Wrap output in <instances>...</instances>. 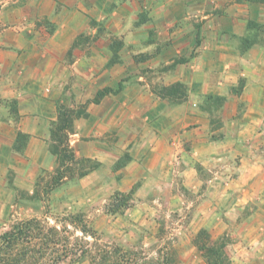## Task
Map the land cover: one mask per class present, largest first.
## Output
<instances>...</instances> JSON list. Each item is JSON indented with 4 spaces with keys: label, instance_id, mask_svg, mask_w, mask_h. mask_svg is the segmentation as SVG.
Segmentation results:
<instances>
[{
    "label": "rangeland",
    "instance_id": "374dc122",
    "mask_svg": "<svg viewBox=\"0 0 264 264\" xmlns=\"http://www.w3.org/2000/svg\"><path fill=\"white\" fill-rule=\"evenodd\" d=\"M140 1L142 9L134 19L120 24L124 26L120 31L117 20H112L116 23L111 22L108 27L112 11L109 17L100 20L88 14L84 26L91 31L79 35L74 43L91 46L105 39L109 45L105 70L114 72L112 76L115 78L119 69H125L127 73L119 82L111 81L99 89L93 98L81 104L67 106L58 103V116L52 124L49 150L52 144L56 145L52 132L62 125L61 114L64 110L73 115L75 132V121L87 118L89 105H99L106 97L114 100L118 92L140 85H146L170 108L191 102L190 108L197 109L208 119L206 134L198 144L212 143V146H189L186 143L187 162L192 174L174 172L163 174L161 179H151V174H117L131 161V147L120 151L117 162L108 172L109 176L100 182L87 181L85 177L97 171L101 164L93 159L75 156L76 163H66L68 178L49 190V184L59 168L58 161L53 174L38 176L32 194L17 188L14 190V207L0 219V235L19 220L38 218L49 226L59 224L61 227L64 218L82 215L94 237L84 238L79 230L70 227L75 236L81 238L82 248L89 251V256L75 264H93V256L97 259L94 264H97L100 253L107 255L105 264H206L202 253L193 243L202 230L209 234L211 243H226V252L232 264H264V134L242 133L244 126L231 127L227 124L234 116L239 124L243 121L246 113L244 105L239 104L236 114L230 116L228 109H225L228 97L199 93L201 84L198 87L196 82L166 83V76H171L167 74L177 71L178 67L189 66L199 54L198 49L204 38L201 33L203 22L197 15L186 19L179 17L173 25H166V31L174 33L172 37L161 40L159 28L148 10L149 0ZM235 2L264 5V0ZM11 3L12 0L0 1V36L6 30L10 31L11 27L21 26L25 33L23 41L31 39L28 28L41 27V20L34 19L28 8L6 13ZM114 7H117L115 2L111 10ZM182 30L184 33H181ZM192 34V50L186 53L179 51L184 45L177 46L178 50L173 49L176 41L185 40ZM15 38V35L9 38L14 42L11 46L20 42H16ZM231 40L237 44L239 55L243 56L253 45L264 41V25L249 22L246 32L242 36L233 35ZM188 41L191 42V39ZM160 56H167L169 62L151 66L150 61ZM193 66L190 68H195ZM203 69L200 65L197 72ZM209 69L208 77L215 72L213 68ZM209 69L206 68L207 71ZM183 71L185 73V68ZM236 78L235 85L229 87V95H240L243 91L245 77L238 74ZM199 79L204 81L205 77ZM215 84L217 82L213 80L210 86ZM14 104L11 102L12 106ZM137 116L136 121L140 126L142 113L138 112ZM194 128L190 126L187 130ZM72 134L68 135L66 142L73 151L70 143ZM26 140L27 136L20 134L17 148L21 149ZM199 152L205 155L201 156ZM82 172L86 174L80 175Z\"/></svg>",
    "mask_w": 264,
    "mask_h": 264
},
{
    "label": "crops",
    "instance_id": "0c3cea01",
    "mask_svg": "<svg viewBox=\"0 0 264 264\" xmlns=\"http://www.w3.org/2000/svg\"><path fill=\"white\" fill-rule=\"evenodd\" d=\"M114 2L117 7L111 10ZM142 5L140 0H12L5 10L15 13L28 8L34 19L41 20V27H29L32 37L26 41L21 26L11 27L0 36V43L4 41L0 46V219L14 207L16 188L32 194L38 176L53 174L58 167L57 156L49 150L52 124L58 116L57 104H81L111 81L119 82L127 73L119 69L115 78L114 72L105 70L109 48L105 39L91 46L74 43L79 35L91 31L84 26L88 14L100 20L109 17L112 11L108 27L112 20H117L112 23L120 31L124 27L120 24L134 19ZM148 10L161 40L172 37L174 33L166 31V25H173L179 17L197 15L203 22L202 46L190 63L195 68H190V64L178 67L167 74L171 76H166V83L196 82L198 87L201 84L199 93L228 97L225 109L230 116L236 114L239 104L244 105L243 121L239 124L234 116L227 124L244 126L241 132L263 135L264 41L240 56L231 39L233 35L242 36L249 22L264 25V5L237 4L235 0H149ZM12 35L16 42L20 40L16 46H11ZM188 37L176 41L173 49L184 45L179 51L192 50L194 36ZM168 62L167 56H160L151 60L150 65ZM200 65L204 69L197 72ZM207 67L213 68L214 77H208L211 69L207 71ZM238 74L245 77L243 91L240 95H229V87L235 85ZM202 76L204 81L199 79ZM209 80L217 84L211 87ZM113 98L89 105L87 118L75 121V132L70 136L76 158L93 159L101 164L85 177L87 181L100 182L109 176L120 151L126 147H131L132 159L117 174H151L149 178L161 179L163 174L174 172L192 174L186 143L212 146V143L198 144L206 134L208 119L190 108L191 102L170 108L146 85L125 88ZM11 102L15 104L12 106ZM138 112L142 113L140 126L136 121ZM190 126L195 128L187 130ZM20 134L27 136L21 149L17 148Z\"/></svg>",
    "mask_w": 264,
    "mask_h": 264
},
{
    "label": "trees",
    "instance_id": "16d2710c",
    "mask_svg": "<svg viewBox=\"0 0 264 264\" xmlns=\"http://www.w3.org/2000/svg\"><path fill=\"white\" fill-rule=\"evenodd\" d=\"M71 115L70 111L64 110L61 114L62 125L52 132V140L56 145L52 144L50 149L58 157L59 168L49 184V190L68 178L69 168L66 163L77 162L75 154L66 142L68 135L74 133V118ZM84 174L86 173L82 172L80 175ZM62 223L63 226L59 227V224L49 226L47 222L38 218L15 221L9 230L0 235V264L79 263L84 257L89 256V251L82 248L81 238L75 236L70 227L79 230L84 238L94 237V234L82 215L64 218ZM193 243L202 253L206 264H232L226 252V243H211L210 236L205 230L196 235ZM98 256L97 264H105L107 255L100 253ZM91 261L93 264L96 263V257L93 256Z\"/></svg>",
    "mask_w": 264,
    "mask_h": 264
}]
</instances>
